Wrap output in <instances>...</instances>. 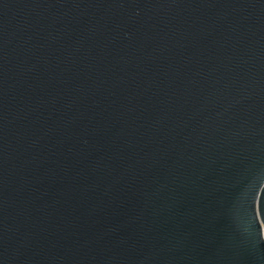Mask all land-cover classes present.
<instances>
[{"label": "water", "instance_id": "95a60500", "mask_svg": "<svg viewBox=\"0 0 264 264\" xmlns=\"http://www.w3.org/2000/svg\"><path fill=\"white\" fill-rule=\"evenodd\" d=\"M264 0H0V264H264Z\"/></svg>", "mask_w": 264, "mask_h": 264}, {"label": "built area", "instance_id": "2783aa9c", "mask_svg": "<svg viewBox=\"0 0 264 264\" xmlns=\"http://www.w3.org/2000/svg\"><path fill=\"white\" fill-rule=\"evenodd\" d=\"M262 236H263V240H264V234Z\"/></svg>", "mask_w": 264, "mask_h": 264}]
</instances>
